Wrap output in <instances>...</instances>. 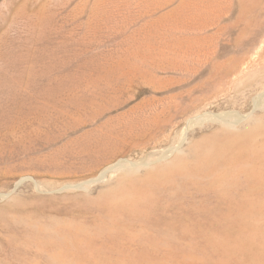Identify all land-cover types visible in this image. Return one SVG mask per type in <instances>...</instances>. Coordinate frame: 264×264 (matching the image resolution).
Segmentation results:
<instances>
[{
	"label": "rangeland",
	"instance_id": "374dc122",
	"mask_svg": "<svg viewBox=\"0 0 264 264\" xmlns=\"http://www.w3.org/2000/svg\"><path fill=\"white\" fill-rule=\"evenodd\" d=\"M258 100L264 0H0V264H52L42 227L124 235L59 264H264ZM216 143L184 182L149 175Z\"/></svg>",
	"mask_w": 264,
	"mask_h": 264
},
{
	"label": "bare ground",
	"instance_id": "6f19581e",
	"mask_svg": "<svg viewBox=\"0 0 264 264\" xmlns=\"http://www.w3.org/2000/svg\"><path fill=\"white\" fill-rule=\"evenodd\" d=\"M257 105L264 107V102H262L261 100H258ZM219 117L221 119H223V121L225 123H231V122L232 123H239V122L243 121V119H244V116H241L238 114L236 115V114H232V113H224V114L219 115ZM257 129L258 128L256 127L255 129H252V131H251V128L231 130L230 132L233 135V138L226 141V143H224L226 145L223 147H227V146H230V147H233V146L246 147V146H249L251 144V140H246V139L248 138L250 133H252V134L255 133L257 131ZM236 136L238 137V140L234 139V138H237ZM221 148H220V145L219 146L217 145V143L213 144L211 147L209 146L206 148L196 146L194 148L195 150H194L193 154H191L190 158H188L187 155H185V156L179 155V156L175 157L170 162H168V160H166L168 163L161 165V166H157V167L153 168V170L152 169L149 170V172H150L149 175H152L155 179L160 180L161 176L159 175L160 173H158V171L161 169H167V170H169V176H173V178H172L173 180L174 179H180L181 182H184V180L188 179V177L190 175H197V173H201L199 171V168L196 166L191 167V168L188 167L189 162H191L190 160H194V162L205 161L207 163H210L212 161V159H214V158H223L224 151ZM234 148H236V147H234ZM169 152H171V150ZM167 153L168 152L163 153L162 157L166 158L169 154V153L168 154ZM238 155L240 156V154H238ZM157 162L158 161H156V163ZM136 166H139V165H136V164L128 165V163H126L125 160L120 159L117 162H115V163L109 165L108 167L104 168L101 173L93 176L91 179L81 181L80 183H77V184H75V183L68 184L66 187L79 189V188L85 186L87 183H91V182L98 181L100 179L105 178L107 173H109L110 171H114L117 168H120V167L125 168V169L131 168V170H132ZM129 173H128V175H129ZM246 178L249 182H252L253 184L256 182V181H254L255 177H253V175H251L250 172L246 174ZM258 185H253V187H251V188L254 190H257L261 187V185H259V186ZM248 188H249V186H248ZM148 229H149V227L147 226L145 228V230H148ZM35 231H37L38 233L35 232V236L34 235L33 236H34L35 242L38 245V247L39 248L40 247L46 248L48 250L49 249L52 250L51 253H48V257H47V259L50 262H52V264H59V262L63 259V257L72 256L73 250H77L78 248H81L84 245L93 247L95 249L94 252L96 254L100 255L104 252V248H103L102 244H105V242L108 241L112 245L118 246L120 244V241H121L120 238L122 236H124V235L115 236V234H109L108 233V235L105 237L106 240L104 242H102L101 239L97 240L96 237H93L92 235H89L86 233H82V234L80 233L78 235V233L73 234V233L69 232L68 233L69 237H67L64 234L65 232L53 230L52 228H49V227H42V228H39L38 230H35ZM165 233H167L169 235L168 231H166ZM144 239L149 240V238L147 236H145L144 238H141L139 240L141 242ZM171 239H173L172 236H169V239L167 241H170Z\"/></svg>",
	"mask_w": 264,
	"mask_h": 264
}]
</instances>
